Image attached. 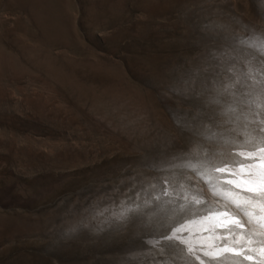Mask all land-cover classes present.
<instances>
[{
    "label": "rangeland",
    "instance_id": "obj_1",
    "mask_svg": "<svg viewBox=\"0 0 264 264\" xmlns=\"http://www.w3.org/2000/svg\"><path fill=\"white\" fill-rule=\"evenodd\" d=\"M257 37L264 0H0V264H258L204 255L264 242L213 171L260 135Z\"/></svg>",
    "mask_w": 264,
    "mask_h": 264
},
{
    "label": "snow or ice",
    "instance_id": "obj_2",
    "mask_svg": "<svg viewBox=\"0 0 264 264\" xmlns=\"http://www.w3.org/2000/svg\"><path fill=\"white\" fill-rule=\"evenodd\" d=\"M253 46L258 47L264 52V38H254ZM261 127L258 129L260 133L259 138L249 140L247 143L251 144L250 148L245 147L244 150L237 152L235 155L238 159L225 162L223 166L216 167L213 171L216 173H226L225 177L221 178V182L231 186L230 189L223 192V196L228 199L237 209L242 210L243 216L247 220V224L255 223L258 228L264 229V120L259 121ZM207 182V181H206ZM199 203V201H197ZM247 208L256 210L259 209L260 215L254 216V213L248 211ZM216 216H230L228 211H220L214 213ZM207 219V218H206ZM236 228L246 229L245 224L241 223L240 217H230ZM218 227L228 228V222H222ZM186 230L185 228H177L170 235H165L161 239L173 240L179 239L176 233ZM234 229L229 228L225 234L224 239L235 235ZM254 235L260 233H253ZM243 233L238 234L234 243L239 244L243 239ZM185 243L184 241H180ZM249 243L252 241L249 240ZM191 251V249H189ZM224 253H232L236 256H241L243 260L252 261L257 260L258 264L264 262V242L259 249L256 257L247 254L243 248L236 249L225 244L216 252H205V256L211 259H219L223 257ZM201 264H204L202 261Z\"/></svg>",
    "mask_w": 264,
    "mask_h": 264
}]
</instances>
